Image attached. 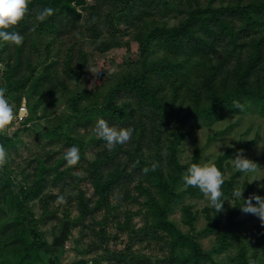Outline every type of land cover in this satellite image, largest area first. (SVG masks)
Wrapping results in <instances>:
<instances>
[{"label": "trees", "instance_id": "16d2710c", "mask_svg": "<svg viewBox=\"0 0 264 264\" xmlns=\"http://www.w3.org/2000/svg\"><path fill=\"white\" fill-rule=\"evenodd\" d=\"M214 2L30 0L24 19L10 29L24 35L23 44L0 41V61L4 64L0 87L6 89L15 114L24 96L33 113L42 108L46 116L51 115L59 96L67 98L73 113L45 127L42 133L47 138H65L66 147L75 141L84 158L86 146L95 136L87 142L81 134H87L90 126L96 128L99 119L118 128L134 129L132 152L126 143L111 150L101 144L95 148L94 159L86 161L82 171L98 195L97 205L106 201L115 187H123L139 176L136 189L152 195L148 203L154 232H165L171 238V246L180 248L178 259L170 260L173 264L175 261L196 264L208 256L197 237L184 233L169 217L187 168L178 155L186 124L191 119L212 123L227 112L243 111L250 102L264 110V0ZM45 8L52 11L41 17ZM171 14L179 17L176 23L164 21ZM121 23L135 29L138 57L129 59L92 87L73 91L70 84H79L86 76L89 54L81 44L71 41L63 57H53L57 52L55 41L76 37L81 31L91 36L94 43L101 41L96 48L107 51L117 44L115 37ZM105 32L112 39L102 38ZM42 48L48 61L41 56ZM32 119L33 116L27 117L25 124ZM71 123L83 126L84 130L77 134ZM165 138L170 144L166 154ZM233 150H226L215 160L221 171ZM149 152L155 155L150 157ZM56 155L59 154L52 148L44 155H37L40 179L34 186L21 188V194L14 193L5 179L0 181V199L10 205L4 214L10 213L13 218L3 225L1 233L11 230L14 249L19 250L13 264H32L40 255L43 244L38 234L31 229L34 233L31 236L23 222L28 216L26 201L46 184L44 175L49 164L58 168L66 161L63 154L59 158ZM193 162L200 163V157H195ZM145 168L149 170L145 172ZM151 187L156 188L158 196L152 194ZM222 188L223 196L228 194L230 183ZM78 198L82 208L88 209L83 190ZM12 204H17L19 211ZM229 220L222 232L223 243L236 234L233 220ZM217 224L218 218L210 227L213 229ZM258 239L263 240V252L259 248L252 259H245L242 264H264V235ZM136 260L130 258V264H136ZM68 264L89 263L82 259Z\"/></svg>", "mask_w": 264, "mask_h": 264}, {"label": "rangeland", "instance_id": "374dc122", "mask_svg": "<svg viewBox=\"0 0 264 264\" xmlns=\"http://www.w3.org/2000/svg\"><path fill=\"white\" fill-rule=\"evenodd\" d=\"M218 3L220 0H215L214 4ZM178 18L171 14L164 17V21L173 24ZM118 27L115 37L117 44L107 51L96 48L101 41L94 43L91 36L81 31L76 37L55 41L57 52L53 57H63L71 41L81 44L89 54L86 76L79 84H70L73 91L92 87L116 72L129 59L138 57L135 29L126 23ZM102 36L107 40L112 39L108 32ZM128 48L132 49L131 52L127 51ZM46 53L42 48V58L47 57ZM3 68L4 64L0 61V72ZM26 97L21 102V106L26 109L21 110L19 106L13 122L0 129V144L7 149V161L0 166V181L4 182L5 179L17 194H21V188L34 186L39 181L38 154L44 155L52 148L59 154L56 158L62 156L66 148L65 138L52 140L42 131L73 113L65 95L56 100L50 116H46L42 108L33 113ZM13 109L16 112L15 107ZM22 114L24 119L20 118ZM30 116L33 119L25 124V119ZM207 122L203 119L188 121L178 155L181 163L189 167L197 156L201 164L215 163L220 154L235 149L224 161L222 169V187H227L229 183L231 186L229 193L224 195L228 200L224 201L223 209L217 212L198 188L185 187L183 183L178 189L179 197L173 203L169 217L184 233L197 237L208 255L196 264H242L245 259H252L259 248L263 252V240L258 238L264 235V223L257 215L242 211L240 208L244 202L233 193L236 190L243 191L244 198L252 193L264 196V110L260 105L250 102L239 113L227 112L218 120ZM78 125L71 123V129L80 134L84 127ZM93 134L95 140L90 141ZM81 135H84L85 141H90L84 158L80 153L76 161L66 160L58 168L49 164L44 175L46 184L38 194L26 201L28 216L23 221L24 225L29 232L34 229L43 244L39 249L40 255L32 264H68L82 259L89 264H130V258L137 259L136 264H173L170 260L178 259L180 248L171 246V238L165 232H154L156 230L152 227L148 203L151 194H143L136 189L139 176L123 187H115L106 196L107 200L97 205L98 195L82 167L86 161L94 159L95 148L106 142L97 127L90 126L87 134ZM126 144H129V152H132L135 148L133 137ZM169 146V140L165 138V154ZM149 154L150 157L155 155ZM237 154L257 164L259 169L254 175H242L239 172L233 161ZM122 157L126 158L125 155ZM80 190L84 191V203L88 209L81 206L78 198ZM151 190L154 196H158L156 188L151 187ZM252 202L256 203L254 200ZM12 206L16 212L19 211L17 204ZM8 208V201L0 199V264H13L19 254V250L14 249L11 230L4 235L1 233L3 225L13 221L10 213L4 214ZM217 218L218 224L212 229ZM229 219L233 220L231 224L236 234L223 243L222 232L227 228ZM30 235L34 236V233L30 232ZM192 263L190 261L187 264ZM174 264H178V261Z\"/></svg>", "mask_w": 264, "mask_h": 264}, {"label": "clouds", "instance_id": "9594fccd", "mask_svg": "<svg viewBox=\"0 0 264 264\" xmlns=\"http://www.w3.org/2000/svg\"><path fill=\"white\" fill-rule=\"evenodd\" d=\"M30 0H0V41L9 42L13 45H22L24 35L19 31L10 30L13 26L22 21L29 10ZM52 9L45 8L40 14L43 17L51 13ZM6 89L0 87V129H4L16 118L13 105L6 97ZM238 107H242L237 104ZM97 130L106 146L111 150L116 145H122L129 141L132 137L134 129L132 127H116L110 125L107 120L101 118L97 121ZM68 162H74L80 156L79 145L75 141L68 143L63 152ZM7 161V149L0 144V166ZM235 167L239 172L248 175H254L259 169L257 164L243 156L237 154L233 159ZM155 165L153 164V168ZM149 169L145 168L147 172ZM185 187L191 186L198 188L206 197L211 207L217 212L223 209V204L227 198H224L222 185L224 184V176L220 168L214 163H192L186 168L182 175ZM233 195L243 200V207L240 209L246 213L257 215L261 222L264 223V196L256 193L250 194L247 198L243 197V191L236 190ZM256 201L254 204L252 201Z\"/></svg>", "mask_w": 264, "mask_h": 264}, {"label": "built area", "instance_id": "2783aa9c", "mask_svg": "<svg viewBox=\"0 0 264 264\" xmlns=\"http://www.w3.org/2000/svg\"><path fill=\"white\" fill-rule=\"evenodd\" d=\"M21 110H25L26 109V107L25 106H21V108H20ZM20 118L21 119H23V114L20 116Z\"/></svg>", "mask_w": 264, "mask_h": 264}]
</instances>
